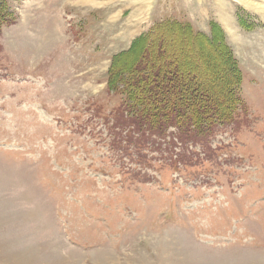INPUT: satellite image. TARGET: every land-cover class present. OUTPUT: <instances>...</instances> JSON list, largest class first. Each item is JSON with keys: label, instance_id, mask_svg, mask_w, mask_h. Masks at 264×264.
<instances>
[{"label": "rangeland", "instance_id": "obj_1", "mask_svg": "<svg viewBox=\"0 0 264 264\" xmlns=\"http://www.w3.org/2000/svg\"><path fill=\"white\" fill-rule=\"evenodd\" d=\"M0 12L14 20L0 29V264H264V0ZM162 23L222 33L237 61L244 106L208 144L135 127L109 87L114 58ZM174 40L203 80L231 75L216 51Z\"/></svg>", "mask_w": 264, "mask_h": 264}, {"label": "trees", "instance_id": "obj_2", "mask_svg": "<svg viewBox=\"0 0 264 264\" xmlns=\"http://www.w3.org/2000/svg\"><path fill=\"white\" fill-rule=\"evenodd\" d=\"M5 14L0 12V29L3 24L14 23ZM172 32L188 43L193 42L196 52L216 51L217 58L232 68L231 75H224L215 84L203 80L194 59L184 50L180 52L183 46L179 49L175 40L169 42ZM205 38L203 34H195L189 24L162 23L137 40L131 50L117 55L109 87L122 97V118H128L130 124L143 130H157L159 135L175 127L181 141L197 143H207V136L214 133L216 126L234 121L244 106L238 96L241 76L237 61L222 33ZM136 47L138 54L131 57Z\"/></svg>", "mask_w": 264, "mask_h": 264}]
</instances>
